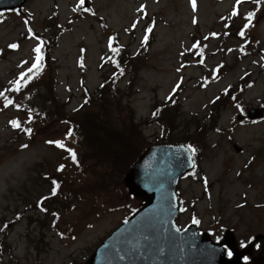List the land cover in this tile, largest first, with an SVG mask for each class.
I'll return each instance as SVG.
<instances>
[{
  "label": "rangeland",
  "instance_id": "obj_1",
  "mask_svg": "<svg viewBox=\"0 0 264 264\" xmlns=\"http://www.w3.org/2000/svg\"><path fill=\"white\" fill-rule=\"evenodd\" d=\"M85 2L28 0L0 12V92L13 100L5 107L0 97V264L85 262L142 205L124 178L135 162L123 173L108 169L115 177L108 188L79 185L91 177V160L104 159L99 140L96 147L82 132H88L90 105L73 111L87 90L114 124L130 122L125 130L140 149L137 158L160 141L197 149L195 168L178 186L180 225L199 220L198 228L214 240L231 230L237 247L256 237L264 247V3L196 0L194 9L192 0ZM250 12L256 13L254 26L241 37ZM146 28L152 30L148 44ZM35 33L53 46L43 47L39 76L47 81L8 91L34 62ZM112 47L125 53L114 54ZM28 95H36L35 103L22 105ZM39 101L46 120L38 121ZM165 105L167 113L154 117ZM259 109L260 118H248ZM69 118L77 129L67 128ZM28 124L31 135L23 130ZM97 133L110 141L109 134ZM69 148L82 155L79 165ZM135 154L129 150L127 160ZM59 173L65 184L53 196Z\"/></svg>",
  "mask_w": 264,
  "mask_h": 264
},
{
  "label": "water",
  "instance_id": "obj_2",
  "mask_svg": "<svg viewBox=\"0 0 264 264\" xmlns=\"http://www.w3.org/2000/svg\"><path fill=\"white\" fill-rule=\"evenodd\" d=\"M27 1L0 0V10L21 7ZM261 115L262 109L249 112L251 119ZM193 167L188 146L150 145L124 177L130 194L143 205L80 264H242L241 256L250 249L238 250L232 231H226L224 241L215 242L196 225L179 228L177 188ZM224 244L235 253L227 256Z\"/></svg>",
  "mask_w": 264,
  "mask_h": 264
},
{
  "label": "trees",
  "instance_id": "obj_3",
  "mask_svg": "<svg viewBox=\"0 0 264 264\" xmlns=\"http://www.w3.org/2000/svg\"><path fill=\"white\" fill-rule=\"evenodd\" d=\"M45 39V38H44ZM46 42V46H47V51L51 50V48L53 47L49 41V39H45ZM50 44V45H49ZM123 54L125 52H122ZM128 61H130V58H128ZM118 65V63H117ZM40 81L39 84L40 85H44L47 81L46 78H44V76H38L37 78L33 79L27 86H33L34 83L36 81ZM105 85V84H104ZM104 85L101 87L103 88ZM87 94L85 96V102L82 106H89V109L86 111V116H88V121L86 122L85 125V129L88 131L87 134L83 132V135L86 137V139L88 141H90L91 143H93L96 147L103 145V150L104 152H102V155L104 156L103 160H100L99 162L91 160L92 161V165L93 167L91 168L92 171L91 173V177H89V180H86V178L83 181H80L81 183L79 185L81 186H85L88 185L89 186V190H91L93 187V191H95L96 189H98V187H102V188H108L110 187L113 183H114V179L115 177H111L112 175H109V171L108 169L112 168L116 171H119L118 173H123L124 172V166L127 165L130 162H135L137 159V155L138 152L140 151L137 150V146L132 144L133 141V136L131 133H126L127 130H125V125L129 124L130 122L127 121L126 124L122 125H118V124H114L110 118L107 117L106 113H102L100 112L102 105L99 102H102L101 100L99 101H94V98L90 95V93H88V90L86 91ZM53 101H57L56 99V94L53 93H46ZM34 98H36V95H33V97L31 95H28L26 100L22 102V105L25 104L26 106H30L32 105L34 102ZM93 98V101H92ZM99 98V97H98ZM102 98V97H100ZM104 100V99H103ZM41 101H39L38 103V109H39V119L38 121H41L42 119L46 120V118H48V111L43 108L41 106ZM41 106V107H40ZM168 106L165 105L164 107H158L156 109L159 110H155V113H157V115H154V117L156 116H163L167 113V110L164 112V110L167 108ZM162 111V113H161ZM63 117V116H62ZM64 118V117H63ZM70 123V129L71 130H75L77 129L78 123L76 120H72L69 118V120H67ZM32 125L28 124L27 128H31L32 129ZM97 131L103 132L105 135L109 134V140L110 141H105L104 137L100 134L97 133ZM82 136V135H81ZM107 139V138H106ZM94 140H99V143L97 141ZM161 142V141H160ZM167 142H171V141H167ZM129 145V147H128ZM135 150L136 154L133 156L132 159L127 160V155L129 153V150ZM77 158H76V163L77 165L80 164L79 158H83L82 155L77 152ZM141 154V153H140ZM126 161L125 163L123 162ZM131 164H129L130 166ZM63 166V164L61 165ZM64 167V166H63ZM95 167H97L98 169H95ZM60 165L57 167V170L60 169ZM64 169V168H63ZM106 169V171H105ZM59 172H62L60 170H58ZM89 172V170H88ZM61 176L58 178V180H56L55 182H58L60 184V188L57 190L58 192H61V189L63 188V184H65V178H64V174L62 175L61 173H59ZM110 180H107L109 179ZM71 183V182H70ZM70 192H73L71 190H69ZM92 192V191H91ZM93 194H95L93 192Z\"/></svg>",
  "mask_w": 264,
  "mask_h": 264
},
{
  "label": "snow or ice",
  "instance_id": "obj_4",
  "mask_svg": "<svg viewBox=\"0 0 264 264\" xmlns=\"http://www.w3.org/2000/svg\"><path fill=\"white\" fill-rule=\"evenodd\" d=\"M84 2H85V0H80L81 5H83ZM243 2H244V0H237V4H241ZM254 2L257 3V4H261V3H264V0H254ZM192 4H193V8L195 9L196 0H192ZM85 10H87V9H85ZM238 14H239L238 11H234L232 13V15H234V16L238 15ZM255 16H256L255 12L248 13V15L246 17L248 23L245 25V30H242V31H240L238 33L241 37H243L245 35V31H246L247 28L254 26L253 25V20L255 19ZM31 31L32 30L29 29V32H31ZM147 31L151 32V29L149 28ZM213 35H216V34H213ZM110 39H114V38H110ZM146 41H147V36L145 37V42ZM44 43L45 42L43 40H40L39 45L34 49V52H35L34 62L31 64L30 67L27 68L26 71L22 72L19 75V77L15 81L12 82L14 87L12 89L8 90V91L20 92L23 88L27 87V85L33 79L37 78L39 76V74L43 71V69H44V63H43V61H44V55H43ZM198 46L199 45H197V47ZM10 47L16 48V47H18V45L13 44V45H10ZM110 47H111V44H110ZM111 50H112V52L114 54H117V55L119 54V51H120V49L118 47H112ZM25 63H27V62H25ZM117 66H119V65H117ZM220 67H222V66H220ZM217 71H219V68L217 69ZM122 72H123V69H121V73ZM0 97H3L5 99V101H6V103L4 105L5 107L13 104V100L8 99V97L5 95V93L0 92ZM16 106L20 107V105H18V104ZM156 114L157 113H154V115H156ZM12 124L16 128H20L21 127V123L19 121H12ZM23 130L28 135L32 134V129L31 128H25ZM71 134L72 133H71V130H70L68 135L71 136ZM47 143H50V144L55 143L58 147H61V148H65L66 147L63 141H48ZM23 147H27V145H24ZM188 148L192 152L193 155L197 151V149L195 147H193L192 145H189ZM67 151L69 152L72 160L76 161V158H77L76 152L74 150L70 149V148L67 149ZM58 170L62 171L63 170V166H61V168L58 169ZM53 184H54V187H53L52 195H56L57 190L60 188V184L58 182H55V181L53 182ZM44 210L46 211V209H44ZM193 223L199 224L200 221L194 219ZM176 231L179 232L180 229H176ZM228 254L232 255L231 252H229Z\"/></svg>",
  "mask_w": 264,
  "mask_h": 264
},
{
  "label": "flooded vegetation",
  "instance_id": "obj_5",
  "mask_svg": "<svg viewBox=\"0 0 264 264\" xmlns=\"http://www.w3.org/2000/svg\"><path fill=\"white\" fill-rule=\"evenodd\" d=\"M253 244V247L250 248H243V246L245 245L244 243L241 244L237 249L238 250H244V249H250L248 250V252H246L245 254H243L241 257V260H243V262H245V264H264V258L263 255L261 254V252L264 251V247L260 245V243L258 242V237H256L253 241H251L250 243H248L247 245H251ZM229 253V251H228ZM235 253V251H234Z\"/></svg>",
  "mask_w": 264,
  "mask_h": 264
}]
</instances>
